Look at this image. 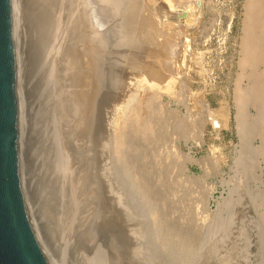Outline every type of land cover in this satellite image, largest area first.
Here are the masks:
<instances>
[{"label": "rangeland", "instance_id": "374dc122", "mask_svg": "<svg viewBox=\"0 0 264 264\" xmlns=\"http://www.w3.org/2000/svg\"><path fill=\"white\" fill-rule=\"evenodd\" d=\"M244 2L199 0L200 20L192 43L195 56L187 57L185 66L180 63L174 76L177 87L184 82L185 89L177 88V93L183 97L189 92L184 100L203 94L220 121L214 129L202 126L201 109L192 104L187 112L183 103L169 99L162 89L156 94L152 90L156 98L148 95L151 91L139 81L145 69L165 71L166 66L150 55L160 52L154 51L160 39L154 45L148 41L154 33L158 38L184 33L183 27L178 30L176 19L193 0H96L98 52L95 65L89 66L77 50L80 34L76 33L82 30L77 26L82 18L77 13L79 0H64L63 4L22 0L23 186L31 217L50 255L53 247V261L69 240L67 264H264V231L260 233L264 229V190L252 182L251 195H236L240 203L226 189H231L230 178L237 171L233 165L239 145L233 89ZM73 25L81 30H74ZM54 33L70 34L53 67L55 95L50 99L51 89L44 86L47 67L41 65ZM137 97L146 99V106ZM136 103H140L139 110L131 109L133 115L144 106L140 112L144 115L136 114L141 122L154 110L155 115L150 114L155 117L146 118L143 125L148 129L153 122L152 131L142 128L138 120L131 121L127 109ZM122 113L128 116L120 118ZM127 119L137 127L120 124ZM125 124L123 132L120 129ZM139 126L142 134L134 130ZM146 132L151 137L157 132L156 142H146L144 138H150ZM162 138L167 142L161 144ZM261 174L264 181V167Z\"/></svg>", "mask_w": 264, "mask_h": 264}, {"label": "bare ground", "instance_id": "6f19581e", "mask_svg": "<svg viewBox=\"0 0 264 264\" xmlns=\"http://www.w3.org/2000/svg\"><path fill=\"white\" fill-rule=\"evenodd\" d=\"M59 1H61L62 4H63V1L64 0L63 1L62 0H59ZM79 1H80V3H78V4H80L79 7H80V9L82 11H79L80 9H79L78 5H77L76 8L79 9L77 13H79V12H80V14L82 13V16L80 15V18L81 17L82 18H81V22H80L81 25H79V23L77 22V26L82 27V30H81V28L76 27L75 25H73V26L76 27V28H74V30H77V31H79V29L81 30V31H79L80 33H76V34H80V41L78 43L77 50H78V53H80V59H82V61L87 66L91 65V63H93V65H95L94 63H96V60H97V52H98V41H97L98 40V34H97V30H98V25L99 24L97 23V20H100L99 17L97 19V15H99L98 14L99 12L96 11L97 12V15H96L95 9L98 8V7H96V5H95L96 4V0H82V2H81V0H79ZM11 2H12L11 3L12 4L11 7H12V24H13V35H14V47H15V57H16V65H17V95H18V106H19V136H20V138H19V151H20V159H21V166H22V186H23V180H24V175H23V156H22V141H23V139L21 138L22 137L21 134L24 135V133L23 132L21 133V130L23 129L22 128V122L24 120H23V114H22V111L21 110L23 108V104H24L23 103L24 102L23 99L24 98L21 95V93H22L21 86L22 85L20 86V84L22 83L21 82L22 80H20L21 79V77H20V75H21V60H22L21 48H20L21 47V37H22V33H21L22 0H11ZM97 2H98V0H97ZM59 4H60V6L62 5L61 3H59ZM72 6H73V4H72ZM70 8L72 10V7H70ZM243 8L244 9H243V14H242V19H241V36H240L239 51H238L239 58H238V61H237V73H236V78H235V81H234V89H233V103H234V107H235L234 120H235V124H236L235 127H236V131H237V135H238V138H239V145L235 148V153H234L235 154V157L233 158L234 159L233 165L237 169V171H236V174L234 173V176L232 178H230V179H232L231 180V183L233 182L232 187L233 186L234 187L233 188L231 187V189H228L225 186L226 189H227V195H235V196L236 195H240V197H241V195H251L252 194V192H251L253 190L251 188V183L252 182L256 183L258 189L262 188L264 190V181H263V176L261 174L262 169L264 167V0H245ZM200 12H201V4L199 3V0H193V3H189L182 10V12L180 14V17L176 19L177 20V23H179V25L177 26V28H179L178 30L180 31V29H182V27H183V29L185 30L184 33H176V32L175 33H165L164 35H162L161 38H158V35L156 33H154V35H153L154 37H151L148 42H149V45H150V44H153L155 41H159V39H160V43L158 44V48L159 49H157V48L154 49L155 52L156 51H159V50H160V52H158V53L156 52L155 55H154V53L152 51V52H150V55H151V57L153 59L154 58L155 59H158V64L165 65L166 66V69L162 73L161 72H158V73L157 72H154L153 70H151V68L148 69V70L145 69V72H142V74H140L139 81L142 82V84L145 83L144 84L145 87H147V89L151 91V92H149L148 95H150L152 93V90L153 89L157 90V91H155V94L157 92L159 93V91L162 89V91H160V92H162L163 94L165 93L168 96L169 99L170 98L171 99H175L177 102L183 103V107H185V109H186L187 112L189 110V107L192 106V104H193L194 107L201 109L200 111L203 114V116L201 118L202 119L201 120L202 121V126H204V128H205L208 125H211L212 128L217 129L220 126L219 118L216 116V114H214V112H212L210 110V107H209L208 103H206L205 100H203V94H199L198 96H196V94H193L192 97L190 96L189 99L187 98V100H184V98H185L184 96L186 94L188 95L189 92L186 93L184 91L186 94L183 93V95L184 94L185 95L182 97V94L177 93V91L180 90L183 87L184 82L182 81L183 82V85L180 88V87H177L175 85L177 83L175 82L176 80H174V76L177 75L176 72L182 66H185V64H186L185 61L188 60L187 57H189L191 55L192 56L194 55V52L192 51V43H194L193 35H194V31L197 28V25H198L199 20H200L197 17V14H200ZM172 14H174V13H172ZM73 23L75 24L76 22H73ZM71 25L72 24H70V26ZM73 26H72V28H70V30L74 34V31L72 30L73 29ZM191 29H193V33H190ZM82 31H83V33H82ZM69 34L70 33H67L66 35H65V33H54V36H53V38H52V40L50 42L48 54L45 53L44 56H43V62H42L43 64L41 65V68L44 69V68L47 67V72L45 73V84H44V86L45 87L47 86L49 88L48 90L51 89L49 91V93L51 92L49 94L50 99L52 97H54V95H55L54 94L55 91H54V71H53V67H54V65L56 63L57 58L60 56V49L62 48V45L65 42L66 37ZM139 37H141V36H139ZM178 46H180V48H178ZM151 49H153V48H151ZM77 56H78V54H77ZM193 59H194V57H193ZM180 63H181V67H180ZM57 64H58V62H57ZM73 66H75V65H73ZM152 67H154V66H152ZM71 69H74V68L72 67ZM139 70H141V69H139ZM94 73H95V68L92 70V75ZM187 79H188V77H187ZM139 81L135 80L136 84L137 85H141V88L142 87L144 88V85L138 84ZM189 84H190V82H189ZM137 88H138V86H137ZM177 88H180V89H177ZM22 89H23V87H22ZM138 89H140V86H139ZM183 89H185V88L183 87ZM183 89H182V91H183ZM144 92H142V93H144ZM136 95H138V94H136ZM153 95H154V92H153ZM154 96L156 98V95H154ZM143 97H146V99H147V96H143ZM148 97H151V96H148ZM157 97H158V94H157ZM179 97H182L184 101L181 98H180L181 101H179L178 100ZM137 98L139 99V97H137ZM152 98L154 99V97H152ZM152 98L151 99L149 98V100L155 101V100H152ZM132 99H133V97H132ZM146 99H144V100L142 98L139 99L140 101L142 100V102H140V103H143V104H145L144 102L147 103V101H145ZM139 100L138 101L136 100V102H139ZM134 103H135V100H134ZM136 104L137 105H134L133 104L132 105V108L127 109L128 110V115H129V110L132 113L133 111H131V109L133 110V109H137L138 108L137 106H139V104L138 103H136ZM143 104H141V105H143ZM128 105H130V104H128ZM141 105H140V108H141L140 112L142 111V108H144V106L142 107ZM150 105H148V107ZM135 106H136V108H134ZM145 106H146V104H145ZM126 107L128 108L127 105H126ZM148 107L145 108V109H148ZM156 107H158L157 109L159 110L160 105L159 106H156ZM150 108H152V107L150 106ZM192 108H193V106H192ZM145 109H143L144 112H146ZM162 109L163 108H161V112H164V111H162ZM138 110H139V108H138ZM153 111L154 110L152 109V112H150V113L151 114L153 113L155 115V113ZM134 112H135V110H134ZM140 112L139 111H138V113L135 112L134 115L132 113V116L131 117H133L134 120H131L132 118L130 116L129 117L131 119H129V120H131L133 122V121L136 120V116H138V115L141 116L142 114L144 115V113L141 114ZM201 112H200V114H201ZM131 113H130V115H131ZM148 113H149V111H148ZM148 113H145V115H147ZM150 113L148 115L151 116L152 118L151 117H148V118L153 119V116L154 115L152 116ZM157 113H160V112L158 111ZM123 114H124V116H122V117L120 116V118H123V117L126 118L125 116H128V115H125L127 113H122V115ZM136 114H138V115H136ZM162 115H160V117L163 118ZM134 116H135V118H134ZM190 116L191 115H189L187 117V115H186L187 118H189ZM138 117H137V120L139 121ZM146 118L147 117H145L144 119L146 120ZM140 119H142V118H140ZM144 119H142V120H144ZM129 120H128V122H126V121L124 122L122 120L123 122L120 123V124L123 125L124 123H127V125H128L130 123ZM189 120H191V119L189 118ZM144 121L141 122V120H140L139 121V122H141L140 125L143 123L141 125L142 128H144L145 130H148L149 131L150 128H151L150 125L153 122L150 123L149 128L146 129L145 127H147L148 125L143 127V125L145 124ZM147 121L149 122L150 120H147ZM135 122L134 123H130V124L134 126L135 125ZM190 122L188 123L189 125H190ZM155 123H154V127L157 126V125H155ZM170 123H171V121H170ZM120 124H118V125H120ZM191 124H195V122L194 123H191ZM186 125H187V123H186ZM189 125H187V126H189ZM170 126L171 125H169L168 127H170ZM191 126H193V125H191ZM122 127H123V129H122ZM125 127H126V124H125V126H121V129H120V127L118 129H120L121 131L124 132L125 131L124 130ZM131 127L132 126H130V128ZM165 127H166V124H165ZM198 127H200V126H197V128ZM132 128H134V127H132ZM139 128L140 129H134V130H136V131L140 130V133L142 134L143 133V132H141L142 129H141L140 126H139ZM177 128L180 129V126H178ZM190 129L192 130L193 128L190 127ZM190 129L188 130V128H187L186 131L189 132ZM120 130H119V132H121ZM126 130H127V128H126ZM153 130H154V128H153ZM151 131H152V128H151ZM160 132H161V130H160ZM166 132H167V130H166ZM147 133L148 132H146L145 134H147ZM152 133H154V132H152ZM155 133L157 135V132H155ZM145 134H144V136H146ZM116 135H118V133H116ZM120 135L121 134H119V136ZM123 135L120 136V137L124 138ZM147 135H149V134H147ZM156 135L154 134V137L153 136L151 137V134H150L149 137L151 139L148 138V136H146L144 138V140L146 142L148 140V143H150L151 141L153 142V140L155 139L154 141L156 142V138H155ZM173 135L174 134H172V138H173ZM176 136L174 135V138H176ZM186 136L188 137L189 135L187 134ZM120 137H119V139H120L121 144H122V141H123V146L124 145H127V142L125 144V140H122ZM146 138H148V139H146ZM172 138H171V140L174 139V138L173 139ZM168 139H170V138H168ZM159 140H161V139H159ZM159 140H158V142H159ZM162 140H163V138H162ZM116 141H117V138H116ZM163 141L164 142L161 141L162 142L161 144L167 142L166 139L163 140ZM202 142H203V140H202ZM113 143H115V142H113ZM158 144H160V143H158ZM158 144L157 145L154 144L153 146L154 147L155 146L158 147ZM170 145H171V142H170L169 146ZM113 146L115 147V145H113ZM113 146H111V147H113ZM166 146H167V144H166ZM169 146H167V147H169ZM119 147H121V146H119ZM161 148H163V147H161ZM164 148H163V150H164ZM171 148L175 149V146L172 147V145H171ZM120 149H122V148H120ZM120 149H118L120 151V154L118 153L119 155H121V151H122ZM154 149L157 150V148H154ZM167 151H169V150L167 149ZM155 153H157V152L155 151ZM175 153L178 154L177 152H175ZM118 154L116 156H118ZM175 156H178V155H175ZM158 157L159 156H157L155 159L156 160H159V159H157ZM160 160H161V158H160ZM188 160H191V157H188ZM233 172H234V170H233ZM254 183H253V185H254ZM228 184H230V183H227V185ZM223 186H224V184H223ZM23 191H24V186H23ZM24 195H25V193H24ZM239 198L237 199V196H236V199L238 201H240V199L242 197L240 199ZM229 200H233V199H229ZM234 200H235V198H234ZM25 201H26V199H25ZM234 202H233V204H235V206H237L238 203L236 202V200ZM227 203H229V202L227 201ZM240 203H242V202L240 201ZM240 203H239V205H240ZM233 204H231V205H233ZM26 206H27V210H28V213H29L30 221H31V223L33 225V228L35 230V233H36V235H37V237H38V239H39V241L41 243L42 249H43L44 253L46 254V257H47L49 263L50 264H67L66 263V250L69 247V240L64 241V243L62 245L63 250L56 257V262L53 261L54 260V255H53L54 254V251L52 249L53 247L50 250V252H51V255H50L49 254V251L46 249V247L43 244V241H42V239H41V237H40V235H39V233L37 231V225L35 223L36 221L33 220L32 217H31V214H30V211H29V207L27 205V201H26ZM227 206L232 207L230 205H227ZM263 218H261L262 219L261 223H264V221H263L264 219ZM259 219H256V220H259ZM234 220L235 219H233L232 222H234ZM228 221H231V220H228ZM261 223L258 222V224H261ZM226 226H228V225H226ZM257 227L258 228H261L262 226H260V227L257 226ZM219 228H221V227H219ZM263 231H264L263 228H262V231L261 232L259 230L260 233H262ZM214 232H215V230H214ZM245 234H246V232H245ZM259 234H258V236H259ZM261 236H262V238L261 237L260 238L263 239L264 238V235L262 234ZM218 239H220V238H218ZM225 240H227V239H225ZM221 241H223V239L220 240V242ZM215 248H217V247H215ZM261 248H263V247H261ZM222 249H224V248H222ZM231 249H232V247H231ZM244 251H245V249H244ZM218 252H220V251H218ZM228 257L230 258V256H228ZM233 257H234V255L232 256V258ZM223 262H224V260H223ZM225 262L228 263L227 260ZM230 262H232V261L230 260Z\"/></svg>", "mask_w": 264, "mask_h": 264}, {"label": "water", "instance_id": "95a60500", "mask_svg": "<svg viewBox=\"0 0 264 264\" xmlns=\"http://www.w3.org/2000/svg\"><path fill=\"white\" fill-rule=\"evenodd\" d=\"M11 0H0V264H50L22 186Z\"/></svg>", "mask_w": 264, "mask_h": 264}]
</instances>
